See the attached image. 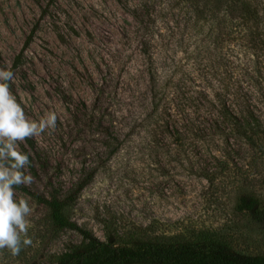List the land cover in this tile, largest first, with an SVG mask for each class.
Instances as JSON below:
<instances>
[{"label":"rangeland","instance_id":"374dc122","mask_svg":"<svg viewBox=\"0 0 264 264\" xmlns=\"http://www.w3.org/2000/svg\"><path fill=\"white\" fill-rule=\"evenodd\" d=\"M207 1L0 0V68L14 73L12 93L29 119L58 115L55 131L18 144L34 178L15 189L33 208L32 244L16 256L0 250V264H54L80 240L54 229L31 192L60 195L81 181L68 215L102 240L200 229L264 254V219L235 208L242 192L264 200V145L226 121L212 127L227 77L264 85V61L241 46L238 13L221 26L224 5L212 13ZM190 97L182 121L177 108ZM229 101L243 114L245 99Z\"/></svg>","mask_w":264,"mask_h":264},{"label":"trees","instance_id":"16d2710c","mask_svg":"<svg viewBox=\"0 0 264 264\" xmlns=\"http://www.w3.org/2000/svg\"><path fill=\"white\" fill-rule=\"evenodd\" d=\"M223 5L221 26L228 25L226 16L229 12L238 13L236 17H239V21L235 25L239 34L237 37L242 39L241 46L244 50H248L250 58L256 63L263 64L264 0H211L207 1L205 7L209 9L208 11L217 13ZM201 12L200 9L198 13ZM248 75H245L248 80L245 87L241 78H234L232 75L227 77L228 81L224 85L222 84L223 86L216 93L220 107L216 110L217 120L212 127L220 128L226 121L242 134L240 138L243 137L252 146H262L264 142L260 143L259 136L264 132V121H261L260 114H264V108L260 109L259 105L264 107V85L258 78L250 80ZM196 93L205 96L201 92L196 91ZM236 97L246 101L245 109H242L244 112L238 116L239 118L230 108L232 101L229 100H236ZM190 101L191 97L184 99L186 105L180 104L177 114L183 115L187 103L191 104ZM173 107L172 103L168 105V108ZM208 111L211 113V110ZM219 115L221 120L218 121ZM185 118V115L181 116L182 121ZM190 121L187 129L193 134V130L199 126L195 125L194 121ZM185 125L186 122H183L182 126ZM84 183L81 181L73 184L60 195L51 193L50 196H45L31 192L45 205L46 216L54 229H71L80 235L77 243L68 245L54 257V264H264L263 253L239 251L224 236L208 230L197 229L189 235L161 233L132 236L125 240L111 238L102 240L90 230L78 225L68 215V209L74 203ZM235 208L239 211H247L257 220L264 219V200L253 193H240L236 198Z\"/></svg>","mask_w":264,"mask_h":264},{"label":"clouds","instance_id":"9594fccd","mask_svg":"<svg viewBox=\"0 0 264 264\" xmlns=\"http://www.w3.org/2000/svg\"><path fill=\"white\" fill-rule=\"evenodd\" d=\"M11 70L0 68V250L13 256L32 244L29 236L33 208L26 198L16 197L17 186H31L33 176L25 169L29 156L18 144L26 139L55 131L58 115L49 111L38 119H29L10 88Z\"/></svg>","mask_w":264,"mask_h":264}]
</instances>
